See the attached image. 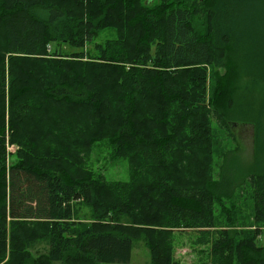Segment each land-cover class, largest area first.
<instances>
[{
    "label": "trees",
    "instance_id": "trees-1",
    "mask_svg": "<svg viewBox=\"0 0 264 264\" xmlns=\"http://www.w3.org/2000/svg\"><path fill=\"white\" fill-rule=\"evenodd\" d=\"M204 65L223 68L211 93ZM246 79L264 83V0H0V264L125 263L139 239L174 264L186 229L204 264H264V99L235 101ZM229 117L252 126V160L225 153L215 177L211 124L236 142ZM101 140L127 180L86 166ZM240 186L253 219L235 230L215 210Z\"/></svg>",
    "mask_w": 264,
    "mask_h": 264
},
{
    "label": "rangeland",
    "instance_id": "rangeland-1",
    "mask_svg": "<svg viewBox=\"0 0 264 264\" xmlns=\"http://www.w3.org/2000/svg\"><path fill=\"white\" fill-rule=\"evenodd\" d=\"M115 31L112 28H104L96 32L94 40L99 43H104L105 41L114 38ZM89 46H84V55L82 59H86V49ZM7 64V63H6ZM203 68V67H202ZM206 71L207 89L211 93L216 80L215 76L223 73V68L212 65H204ZM254 79H246L241 83V92L237 94L235 101H241L242 107L245 109V102L252 100L255 103L258 100L264 99V83L257 81L256 84L252 83ZM244 83L249 84L251 89L246 91ZM224 103V99L222 100ZM252 107L254 108L253 104ZM229 122V127L234 133L236 142L227 136L224 129L219 127L214 123L211 124L213 134L215 135L212 140V160L215 165L213 166V176H217L219 168L221 166V157L225 154L227 160H239L243 164L246 161L252 160V155L254 151L253 144V128L251 125L244 122H239L232 118L226 119V123ZM234 122V123H232ZM5 126L8 127V100L7 92L5 96ZM8 130V129H7ZM18 146L15 144H6V164L8 165L15 160L14 153ZM86 166L90 168L94 175L97 173L102 174L108 180H127V160L121 157L111 155V146L106 140H101L93 143L86 156ZM243 176H241L242 178ZM240 178V179H241ZM237 193H241V197H236ZM234 205V207H232ZM225 209L229 210V219H237V221H242V226L235 224L233 228L237 229H247L248 224L252 222V199L248 193H244L243 186L236 189L235 195L230 200H222L216 204L215 216L216 220L220 221L222 219V213ZM87 211L82 209L81 214H85ZM219 228V227H217ZM195 231L191 229L178 230L174 238V253L173 260L174 264H204L203 258L204 253L203 247L194 246L191 244L193 242ZM261 244H264V231L258 240ZM36 249L44 251L45 246L43 243L36 244L32 250ZM150 254L148 248L143 240L132 241V248L130 252V258L128 262L125 263H109L101 262L100 264H149Z\"/></svg>",
    "mask_w": 264,
    "mask_h": 264
},
{
    "label": "bare ground",
    "instance_id": "bare-ground-1",
    "mask_svg": "<svg viewBox=\"0 0 264 264\" xmlns=\"http://www.w3.org/2000/svg\"><path fill=\"white\" fill-rule=\"evenodd\" d=\"M259 115V114H258Z\"/></svg>",
    "mask_w": 264,
    "mask_h": 264
}]
</instances>
